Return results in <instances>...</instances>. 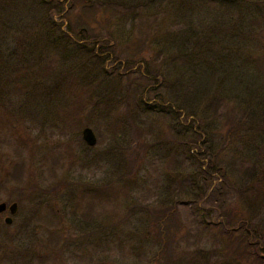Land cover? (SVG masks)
<instances>
[{
    "label": "rangeland",
    "instance_id": "374dc122",
    "mask_svg": "<svg viewBox=\"0 0 264 264\" xmlns=\"http://www.w3.org/2000/svg\"><path fill=\"white\" fill-rule=\"evenodd\" d=\"M74 1L0 0V170L22 163L0 191L17 205L0 213V264H168L196 248L210 264H256L251 247L219 253L226 236L197 201L195 169L213 163L238 189L236 166L254 167L256 210L229 195L264 246V132L250 128L264 130V0H88L89 17ZM131 151L140 164L124 178Z\"/></svg>",
    "mask_w": 264,
    "mask_h": 264
},
{
    "label": "trees",
    "instance_id": "16d2710c",
    "mask_svg": "<svg viewBox=\"0 0 264 264\" xmlns=\"http://www.w3.org/2000/svg\"><path fill=\"white\" fill-rule=\"evenodd\" d=\"M75 1H77V2L82 1L83 2V0H75ZM86 1L88 2V0H86ZM93 8H94V5L90 2H88V5L82 6L81 11L89 17L90 16L89 14L93 13L92 12ZM69 10H70V8L67 11H69ZM74 26H83L84 28H86L85 27L86 25L84 23L74 25ZM225 29H228V27H226ZM138 46H143V45L141 43ZM138 50H139V48H137V50L135 48V51H138ZM133 53H134V51H133ZM124 60L129 61L126 57L124 58ZM126 63H128V62H126ZM261 64H262L261 60L258 61L257 59H254L251 67L252 68L254 67L255 71H260ZM258 74H261V73L258 72ZM155 75L156 74H152L150 77H147V78L143 77V79H144V81H146L147 85L151 84L155 80V78H156ZM28 78H29L28 74H26V73L21 74L20 77H18L19 84L26 87V84L28 83ZM152 78H153V81H151ZM260 81L261 82H259V81H257V82L262 83L263 85L257 87L259 89V91H257V98L259 99L262 96V102L258 105V108L264 110V106L261 108V104L264 102V79H262ZM136 91L137 90L135 89L134 92H136ZM215 111L216 110H214V112ZM224 115L227 117L230 116L228 111H226V113H224ZM82 126L85 127L86 124H83ZM250 128L255 132H264L262 125L261 126L252 125V126H250ZM253 131L250 133V135L253 134ZM191 142L192 141L190 140L187 143H191ZM202 145L204 147L206 146L203 143H202ZM204 151H205L204 155L210 154L212 162L215 159H217L216 158L217 155L215 153H210L208 150V147H205ZM140 160H141V156H139V154L137 152L131 151V153H130L127 161H126L125 171H124L122 176L124 178L133 176L134 172H136V170H137V166L140 164ZM212 164L213 163H210L206 167L204 164L201 163L200 166L197 169H195V172H197L196 173V179H200L201 180L200 184H201L202 188L203 187L205 188V190L202 191V189H200V191L198 192L197 201L198 202L205 201L216 212L215 215H213V217L216 218V223H214L213 225H210V226L216 227L221 232H223L224 235L226 236V242L224 243V245L219 250V253H222V252L224 253L225 261L227 262L229 255H231L232 253H235L236 257L237 256L240 257V256H243L246 253H248L246 250V247L247 248L251 247L252 251L249 252V254H251L254 257V263L264 264V258L258 257V255H256V251L264 250V246L261 245V242L257 241L256 239H255L254 243H249V241H250L249 236L252 235L253 237H255V235L253 234V229L251 230V228L248 225V221L245 218H243L240 214H238L236 208L232 206V203H231L232 196L229 195L231 193L234 195L237 194L238 196L241 197V199L243 200L244 204L246 205V207L249 211L254 212L256 210V207L254 204L259 202L261 197H260L259 191L257 189H255V187H256L255 184L258 181L254 180V176H255L254 167H250V166L249 167H242L240 164L236 166V171L238 174L237 176L240 179V181H242V185L238 189H233L231 187V185L228 184V181L226 180V177H224L223 173L220 172L217 177H215V178L213 177V172H211V170H213ZM21 172H22V163L21 162H16V161L12 162L10 169L2 168L0 170V191L3 190L6 186V184L9 183L10 181H12V182L18 181ZM196 182H197V180L195 182H192L191 188L194 187L193 185H195ZM90 190L91 189H89V188H88V190L87 189L82 190L80 192V195L85 194L86 192H91ZM109 190L110 189H107L106 187H94V189L92 190L91 193L94 194L95 192H97L99 194H103V193H107ZM187 202H190V201H187ZM196 203L197 202H194V201L190 202L188 204H185V205L182 203L181 204L178 203L177 206H185L184 208L189 209L190 204H192L194 207V205H196ZM187 205H188V207H187ZM189 212H190V210H189ZM195 212H196L195 210H192L191 214H188V216L191 217L190 218L191 220H189L188 223L190 224L191 228H193V230H195L197 233H199L201 231L205 232L208 229L209 225L202 226L203 222L200 221V220H202V216L199 217L200 220H198L195 216ZM188 216H184V218L185 217L187 218ZM174 222L176 223V221H174ZM200 226H202V229H200ZM166 237L164 238L165 240H166ZM52 242L53 241L51 240L47 243V247L50 248L51 250H52ZM241 246H242V248H240ZM211 251H216V250H211ZM207 253L208 252L203 250L202 248H196L195 252H187V253L182 252L179 254H175L176 256L173 258V262L169 261L168 264H179L182 261H188V262L191 261L192 262L191 264H194L198 261L197 258L198 257L201 258V256H202V259L199 261V263L210 264L208 257L205 256V254H207Z\"/></svg>",
    "mask_w": 264,
    "mask_h": 264
},
{
    "label": "water",
    "instance_id": "95a60500",
    "mask_svg": "<svg viewBox=\"0 0 264 264\" xmlns=\"http://www.w3.org/2000/svg\"><path fill=\"white\" fill-rule=\"evenodd\" d=\"M81 140L83 141V143L89 147L93 146L95 144V137L92 133V130L88 127H84L81 131ZM5 210H7L8 214L14 215L17 211V205L16 203H10L9 205H6L5 203H0V213L4 212ZM11 222V218L10 217H5L3 219V223L5 225H9Z\"/></svg>",
    "mask_w": 264,
    "mask_h": 264
}]
</instances>
